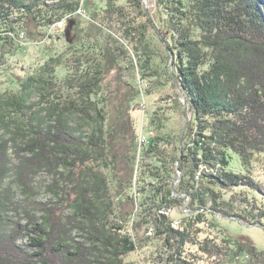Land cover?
<instances>
[{
	"label": "trees",
	"instance_id": "16d2710c",
	"mask_svg": "<svg viewBox=\"0 0 264 264\" xmlns=\"http://www.w3.org/2000/svg\"><path fill=\"white\" fill-rule=\"evenodd\" d=\"M145 1L85 0V17L82 0H0V41L47 42L66 19L73 57L87 48L102 57L79 62V75L27 77L0 94V264H130L153 243L145 264H264V251L218 224L264 228V0H156L155 13ZM46 85H66L55 93L68 103L30 102ZM169 86L178 100H161L140 150L133 113L143 93ZM183 98L188 125L176 141L157 135ZM92 100L108 111L86 132L71 114L89 118L77 103ZM42 174L54 200L35 201Z\"/></svg>",
	"mask_w": 264,
	"mask_h": 264
},
{
	"label": "rangeland",
	"instance_id": "374dc122",
	"mask_svg": "<svg viewBox=\"0 0 264 264\" xmlns=\"http://www.w3.org/2000/svg\"><path fill=\"white\" fill-rule=\"evenodd\" d=\"M145 6L149 9L152 13H155L157 10L156 0H146ZM87 19V18H85ZM64 28L56 30L51 38L47 40V42L36 43L35 41L25 40L23 45H20L18 41L16 43H8L0 41V94L3 93H13L16 92L18 89L21 88L20 84H18L19 79L27 78V77H36L37 75L45 78L50 79L51 76H54L53 80L66 79V76L69 73H74L75 75H79L78 72L80 70L81 65L79 62L85 63V61H92L89 60V56H95L97 59L101 60L100 53L94 52L87 48V50H80L77 56L73 57V54H76L74 50L68 49L67 41L64 36ZM95 41L94 39L91 40V44ZM95 53L99 54L96 56ZM52 59L54 61H52ZM49 64V68L45 69L46 65ZM93 65L94 63L91 62ZM139 85L141 87L145 86L141 79H137L135 85ZM55 87H51L46 85V87H34L30 89V102H39L41 101L42 96H46L45 102H42L41 107H49L51 100L55 97L56 102L61 103V105H65L67 100L65 97H61L60 95L66 94L68 91L67 86L63 87L62 90L53 89ZM55 92L59 93L56 94ZM171 96L174 101L178 100L176 96V92L174 88L168 87V90L164 92L155 91L152 95H148L147 93L142 94L141 103L144 104V107L141 105L140 109L133 113V119L135 120L138 135L141 134L143 131L145 132L147 129H152L151 125L149 124L150 118L153 117L152 114L158 107H163L164 103L162 104L161 100L165 97ZM74 98V96H73ZM180 102L185 103V99H180ZM91 103L83 104L80 101L77 103L81 107L87 106L89 118H83L81 113L78 114H71V123L73 126L84 127L83 129L86 132H90L92 130V125L94 118L96 117L97 110L99 108L104 107L105 111L107 112L108 109L103 104H97L96 102L90 101ZM171 104V110L167 115L168 121L165 122V128L162 132L157 131V135L160 136H170L171 141H176L178 136L184 129L186 118L189 119V116L185 113L183 115L182 111L174 109V102ZM185 105V104H184ZM183 105V107H184ZM173 107V110H172ZM187 107V104H186ZM86 109V108H85ZM183 109V108H182ZM154 128V127H153ZM155 129V128H154ZM153 130V129H152ZM145 134V133H144ZM146 135V134H145ZM176 143V142H175ZM178 145V143H176ZM178 156V153L171 150L170 160L172 159L171 163H174V158ZM235 167H240L239 159L237 157L234 158ZM92 164L88 163L86 166L80 167V170L87 169ZM78 173V171H77ZM51 177L47 174H42L38 179V183L43 184V189L41 190L40 195L35 199L36 202H46L53 199V195L49 193L45 186L51 183ZM13 181L12 178H9L6 182L11 183ZM264 181V176H263ZM13 192L15 195V200L23 201L24 195L20 192V190L13 185ZM54 200V199H53ZM183 210H178V213H181ZM65 213H69V210H66ZM10 215L13 217L19 218L16 212L10 210ZM39 216V214H37ZM21 217L24 219V213H21ZM26 221L23 220V223ZM176 223V222H175ZM218 224L220 230L224 231L226 234L232 236L233 238L237 237H245L250 240L252 244H254L258 249L264 251V228L259 226H250L243 223H240L234 219H219ZM175 226H178L176 223ZM74 237L80 238L79 231L74 232ZM157 243H153L149 247L144 249H139L137 252L133 253L132 255L128 256L126 262L130 264H145L143 257L145 258L147 255L151 256L150 252H157ZM246 259L241 257L237 261L233 262L232 264H247Z\"/></svg>",
	"mask_w": 264,
	"mask_h": 264
},
{
	"label": "built area",
	"instance_id": "2783aa9c",
	"mask_svg": "<svg viewBox=\"0 0 264 264\" xmlns=\"http://www.w3.org/2000/svg\"><path fill=\"white\" fill-rule=\"evenodd\" d=\"M84 3H85V0H82V6L78 10L77 14L83 15V16L86 17L87 13H86V11L84 9V6H83ZM65 21H66V19L61 20L60 22L52 25L50 27V29H48L49 30V34L55 32L56 30L63 29L64 26H65ZM16 41H18L21 45H23V43L25 41V35L21 34L20 38L16 39ZM143 107H144V104H143ZM138 143H139L138 145H139L140 150L145 148L148 145L149 139H148V136L144 134V131L141 134H139Z\"/></svg>",
	"mask_w": 264,
	"mask_h": 264
},
{
	"label": "water",
	"instance_id": "95a60500",
	"mask_svg": "<svg viewBox=\"0 0 264 264\" xmlns=\"http://www.w3.org/2000/svg\"><path fill=\"white\" fill-rule=\"evenodd\" d=\"M185 105H184V107H183V109H182V113H183V115H184V113H185V108H186V104H187V101L185 100V103H184ZM188 123H189V119L188 118H186V126L188 125Z\"/></svg>",
	"mask_w": 264,
	"mask_h": 264
}]
</instances>
